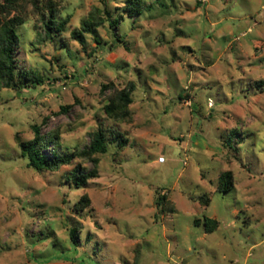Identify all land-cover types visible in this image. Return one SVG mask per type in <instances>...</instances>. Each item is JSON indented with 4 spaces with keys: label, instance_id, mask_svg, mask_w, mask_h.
Masks as SVG:
<instances>
[{
    "label": "rangeland",
    "instance_id": "1",
    "mask_svg": "<svg viewBox=\"0 0 264 264\" xmlns=\"http://www.w3.org/2000/svg\"><path fill=\"white\" fill-rule=\"evenodd\" d=\"M47 1L16 3L17 73L0 88V264H264V0H142L134 17L128 0H52L53 18ZM131 84V120L108 118ZM35 125L71 165L28 166L17 138ZM100 128L108 151L77 188Z\"/></svg>",
    "mask_w": 264,
    "mask_h": 264
},
{
    "label": "trees",
    "instance_id": "2",
    "mask_svg": "<svg viewBox=\"0 0 264 264\" xmlns=\"http://www.w3.org/2000/svg\"><path fill=\"white\" fill-rule=\"evenodd\" d=\"M0 4V88H13L16 73H17V56L20 50V37L17 28L24 23V19L20 14H16V3L18 0H2ZM33 3L37 11L42 8L38 0H29ZM126 13L129 17L140 15L143 12L142 0H128ZM44 9L50 12V17L55 16L56 3L49 0L44 4ZM15 12V14H13ZM103 23V19L91 17V20H84L82 22V31L91 33L97 36V28ZM67 20L58 24L52 21L47 25L48 32L56 31L58 33L65 30ZM117 25V21L112 23ZM80 40L83 42L82 36ZM135 87L131 84L129 89L115 90L109 97L107 104L104 107L105 114L108 118L114 119L118 122H124L131 118L130 107L133 104L132 93ZM65 110V109H64ZM131 120V119H130ZM34 138L30 141H23L19 137L17 142L22 155L27 159L28 166L36 171H57L64 166L71 165L73 157L59 156L55 150L59 145L60 136L57 133L44 134L42 126H33ZM109 148L107 133L103 128L92 134L90 145L81 152L76 154L77 157L89 160L93 164V169L87 174H76L74 176V183L77 188L82 187L86 182L98 175L99 158L98 155L106 154ZM52 151V152H51ZM219 190L223 193H228L233 189L232 173L226 172L219 178ZM168 198L166 196H159L157 206L161 212L166 210ZM89 204L87 197H84L76 207L85 208ZM208 231H214L217 226L216 222L207 221L205 223ZM75 233H72V239L76 243Z\"/></svg>",
    "mask_w": 264,
    "mask_h": 264
},
{
    "label": "built area",
    "instance_id": "3",
    "mask_svg": "<svg viewBox=\"0 0 264 264\" xmlns=\"http://www.w3.org/2000/svg\"><path fill=\"white\" fill-rule=\"evenodd\" d=\"M159 163H165V158L164 157L159 158ZM184 165H187V161L184 162Z\"/></svg>",
    "mask_w": 264,
    "mask_h": 264
}]
</instances>
